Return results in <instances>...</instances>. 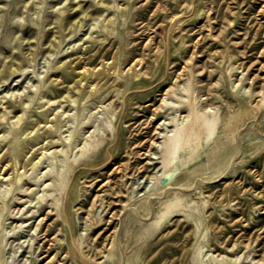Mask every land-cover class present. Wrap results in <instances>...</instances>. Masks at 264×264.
<instances>
[{"label": "rangeland", "instance_id": "rangeland-1", "mask_svg": "<svg viewBox=\"0 0 264 264\" xmlns=\"http://www.w3.org/2000/svg\"><path fill=\"white\" fill-rule=\"evenodd\" d=\"M146 1L0 0V264H264V106L179 183L142 177L164 94L221 119L263 97L264 0Z\"/></svg>", "mask_w": 264, "mask_h": 264}, {"label": "bare ground", "instance_id": "bare-ground-1", "mask_svg": "<svg viewBox=\"0 0 264 264\" xmlns=\"http://www.w3.org/2000/svg\"><path fill=\"white\" fill-rule=\"evenodd\" d=\"M80 3H79V5L81 6ZM80 6L77 7V5H76L74 8H76V7L79 8ZM72 8H73V6H72ZM83 10L84 9H82L81 11H83ZM85 10H86V8H85ZM78 11H80V10H78ZM74 12H76V11H74ZM153 14H154V12H153ZM152 16H150V18ZM158 21H160V20H158ZM145 24H146V22H145ZM135 61H137V63H138L141 61V59H138ZM132 66L133 65H131V67ZM19 68H20V66H19ZM88 68L84 67L83 71L84 72L87 71ZM124 69L125 68H123V70ZM4 71L7 72V70H4ZM6 72H3L4 74H2V73L0 74V79H1L0 81L6 80V74H5ZM146 72H147V70H146ZM12 73H13V71H12ZM136 74L138 75L139 73H136ZM3 82H5V81H3ZM17 82H19V81H17ZM14 83H16V81ZM0 84H2V83H0ZM167 93H171V91H168ZM261 94H263V93H261ZM184 96L185 97H179L177 99L173 98L172 100H168V98H166V94H164V96L162 98L161 107H166V111L167 110L171 111V115L169 114L170 116H166L164 121L158 122V124L156 125V128H155L154 136L151 138V143H150L151 148H154L156 150H161V154L159 156L158 161H156V159H155L156 157L154 158V160L156 161V164L152 168L150 166V169H149L150 173L146 174L145 176H142L144 178L146 177L145 179H147V178L153 179L155 181V184L156 183L159 184L160 190H163V191L168 187H172L175 183H179L178 178L181 174H183L184 168L185 169L188 167L190 168L193 164L196 163V161H198V159L203 158L205 156V155H203L204 153H207L206 155H208L210 157L215 151L219 150L220 146L223 143H225L224 139L236 132V129H237L239 123L243 120V117L245 114H256L264 106V95H263V97H261L255 104H250L249 101L242 102V104H240V106L237 108V110L235 109L234 111L232 110V111L226 113L228 115H226L224 118L221 119V117L219 116V114H221V109H220L221 107L218 105L203 106V105L199 104V101H197V97H194V89L190 85L187 87V94H185ZM164 102H165V105H164ZM18 117H20V114L18 115ZM247 118H249V117H247ZM244 121H245V119H244ZM88 127H90V126H86L85 129ZM130 127H131V124H130ZM99 142L100 141L98 139L97 144ZM87 151H88V149L86 146L82 147L81 152L79 153V155L76 156V159L79 156L86 154ZM151 151H152V149H150L149 152H147V154L150 155ZM76 159L72 163H75ZM149 163L152 164L153 160L149 161ZM116 167L120 168L119 165L115 166L114 168H116ZM182 168H183V170L179 171ZM25 173L26 172H22L20 174V176L18 175L19 179L17 181H20L21 179H23ZM140 178H141V176H140ZM60 180H61V182H60L59 189H63L64 186L66 185V178L65 177L60 178ZM147 180H149V179H147ZM24 183L26 185L31 183V185H32L33 182L31 180L27 179V180H25ZM28 188H30V187H27V189ZM25 193L26 192H24V193L18 192L17 198L22 199L23 196H19V194H25ZM16 203L17 204H15L16 205L15 208H17V207L19 208V211H18V213H19L21 210H23V208L21 206H18V203H20V201H16ZM181 205H182L181 199L179 198L178 194H176L174 196H170L169 198H167L164 202V205L158 211L157 215L152 220H150V222L147 223V225L144 229V232H143V237L152 235L155 232V230H157L158 228H160L162 226V224L167 219V217L169 215H171L173 212H176V213L178 212L179 214L182 213V212H179L181 209L180 208ZM30 210L31 209H29L27 212H29ZM185 210H186V211H184L185 216L188 218H192V216H193L191 213L192 209L188 207V208H185ZM49 212H51V211H49ZM34 216H35V218H37V220H39L38 224L40 222H42L43 220H45V218L49 219L51 217L50 214L48 213V211L47 212H41L39 215H37V216L34 215ZM11 217H13V216H11ZM13 218L19 219V217L17 215H15ZM106 219H105V221H106ZM26 221L27 220L23 219V223ZM43 225H46V224H43ZM42 228H43V226H42ZM106 228H108V227H106ZM110 235H111V233H110ZM44 237H46V234ZM112 244H114V243L112 242ZM197 248H198V245H197ZM197 250H196V247L193 249V253L195 256H197V252H196ZM56 254H54L48 261L52 262L53 260H55V258H57ZM108 254H111V253H108ZM43 257H44V255H43ZM47 264H49V263H47Z\"/></svg>", "mask_w": 264, "mask_h": 264}]
</instances>
